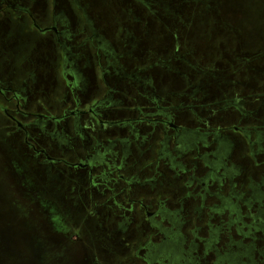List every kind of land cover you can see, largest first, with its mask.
Wrapping results in <instances>:
<instances>
[{"label":"flooded vegetation","instance_id":"obj_1","mask_svg":"<svg viewBox=\"0 0 264 264\" xmlns=\"http://www.w3.org/2000/svg\"><path fill=\"white\" fill-rule=\"evenodd\" d=\"M97 1L0 0V115L46 186L91 209L85 220H98L102 235L144 230L135 242L130 235L120 243L131 255L145 250L150 264H156L162 251L177 253L167 237L173 234L167 220L181 227L174 219L187 211L181 222L190 227L193 213L202 218L220 203L223 208L263 205L264 175L254 184V174L231 160L228 166L225 158L245 143L243 157L255 158L257 167L264 120L221 126L219 110L227 107L241 114V122L258 117L238 97L225 99L224 105L198 101L206 93L201 78L208 70L199 72L201 62L184 57L193 79L181 72L191 87L182 99L183 90L170 75L172 58L179 56L177 43L168 49L170 57L159 55L147 19L134 21L142 31L123 20L135 13L130 0H117L122 8L107 10L116 14L114 25L94 8ZM135 2L157 21L162 13L169 15L162 0ZM154 68L169 71V77L158 78ZM208 114L213 119L207 120ZM258 212L253 218L261 221L253 226L264 232V208ZM155 230L165 235L156 242ZM230 257L236 264L237 257Z\"/></svg>","mask_w":264,"mask_h":264},{"label":"rangeland","instance_id":"obj_2","mask_svg":"<svg viewBox=\"0 0 264 264\" xmlns=\"http://www.w3.org/2000/svg\"><path fill=\"white\" fill-rule=\"evenodd\" d=\"M162 2V8H169L170 12L169 15L162 13L159 21L135 0L129 1V7L135 13L122 17L127 26L136 25L137 18L147 19L150 29L156 33L150 42L159 47L158 54L165 58L170 57L168 49L177 43L179 56L172 58L174 65L170 75L176 80L178 90H183L181 98L185 99L191 90L185 80L187 77L181 72H187L193 79L192 69L180 58L184 57L190 63L201 62L197 66L199 72L208 70L201 78L206 93L198 101L212 103L216 100L224 105L225 99L238 97L241 106L254 112L251 116L258 117V121L241 122V114L227 107L219 110L221 126L237 124L244 127L264 120V105L259 108L261 102L264 104V0ZM94 8L114 25L116 14L108 11L121 9L122 5L117 0L112 3L98 0ZM136 26L142 31L143 27ZM154 74L158 78L169 77V71L162 68H154ZM209 117L213 119L209 114L206 119L210 120ZM6 127L0 115V264H150L145 250L131 255L128 247L120 243L122 237L128 239L130 235L131 241L135 242L144 235V230L138 229L128 236L102 235L98 220L91 217L85 220L91 209L80 205L79 208L65 192L46 186L38 167L8 136ZM234 135L240 137L236 132ZM237 140L232 143L237 145ZM246 147L245 143L237 145L225 159L228 166L232 165L231 160L240 169L246 167L254 174V184H258L264 175V151L257 154L256 167L255 158L243 157ZM213 200L210 199L209 204H213ZM235 200L234 197L231 201ZM258 208L263 209L264 203L260 206L256 201L251 208L247 204L223 208L220 203L205 210L202 218L193 213L194 221L190 224L193 232L182 223L187 219V211L183 212L184 218L174 219L181 227L167 220L165 225L173 232L167 237L175 241L177 253L175 250L174 254L162 251L156 264H231L230 256L237 257L236 264H264V232L256 231L253 226L261 221V218H253L259 214ZM154 233L155 242L165 236L162 231L161 234L157 230ZM187 237L193 243L186 241ZM132 251H135L134 246ZM217 255H221L219 263H215Z\"/></svg>","mask_w":264,"mask_h":264},{"label":"trees","instance_id":"obj_3","mask_svg":"<svg viewBox=\"0 0 264 264\" xmlns=\"http://www.w3.org/2000/svg\"><path fill=\"white\" fill-rule=\"evenodd\" d=\"M215 261H217V256H216V258H215ZM218 262H219V260H218Z\"/></svg>","mask_w":264,"mask_h":264},{"label":"crops","instance_id":"obj_4","mask_svg":"<svg viewBox=\"0 0 264 264\" xmlns=\"http://www.w3.org/2000/svg\"><path fill=\"white\" fill-rule=\"evenodd\" d=\"M48 188H49V186H48ZM46 194V193H45Z\"/></svg>","mask_w":264,"mask_h":264}]
</instances>
